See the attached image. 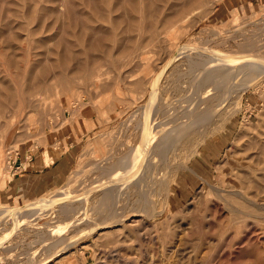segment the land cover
Segmentation results:
<instances>
[{
  "label": "rangeland",
  "instance_id": "374dc122",
  "mask_svg": "<svg viewBox=\"0 0 264 264\" xmlns=\"http://www.w3.org/2000/svg\"><path fill=\"white\" fill-rule=\"evenodd\" d=\"M180 45L264 54V0H0V187L19 151L63 152L75 117L98 124L64 179L0 208V264H264V201L218 197L261 161L264 72L221 82ZM149 106L162 146L136 175Z\"/></svg>",
  "mask_w": 264,
  "mask_h": 264
},
{
  "label": "bare ground",
  "instance_id": "6f19581e",
  "mask_svg": "<svg viewBox=\"0 0 264 264\" xmlns=\"http://www.w3.org/2000/svg\"><path fill=\"white\" fill-rule=\"evenodd\" d=\"M194 1V0H193ZM191 2V1H190ZM124 13H126V12H124ZM142 27V26H141ZM122 32V31H121ZM128 50V49H127ZM188 50H193V51H197V53L201 56V59L200 60H202L201 62H203V65H204V68L205 69H207V70H210L212 73L214 72V74H212V75H217L216 77L218 78L219 77V79H221L220 81L221 82H227L232 76H233V74L238 70L239 72H243L244 73V75H246V76H251V75H253V74H256L257 73V70H261V72L263 71L264 72V63L262 64V65H260V66H258V67H253L254 65H253V61H252V59H258V61L259 60H262V61H264V54L262 53V54H257V53H252V54H250V56L249 57H247V55H242V56H240V57H230V56H222V54H220V53H218V52H216L215 50H213L212 48H202V49H195V48H186V47H184V46H182V45H180L179 47H178V50H177V55H180V54H182V53H186L187 52V54H190V53H192V52H190V51H188ZM195 53V52H194ZM207 53V54H206ZM244 54H245V52H243ZM242 53V54H243ZM235 54V53H234ZM232 55V54H231ZM206 56H207V58H206ZM193 58V57H192ZM213 59V60H212ZM200 64V63H199ZM201 65H202V63H201ZM200 66V65H199ZM238 68V69H237ZM206 70V71H207ZM210 71H208V72H210ZM51 74V73H50ZM210 74V73H209ZM208 74V75H209ZM58 75V74H57ZM211 75V74H210ZM236 75H237V73H236ZM236 75H235V77H236ZM214 77V76H213ZM35 80V79H34ZM46 80V79H45ZM41 81V80H40ZM219 81V82H220ZM41 83V82H40ZM33 87V86H32ZM157 97H158V95H157ZM157 97H155V99H157ZM155 102L157 103V101L155 100ZM155 102H154V104H155ZM157 106V105H156ZM154 107V106H153ZM150 110H152V106H149V107H147V114H146V122H144L143 123V129H144V132H147V136L145 137V140H144V142L143 143H140L139 144V146L137 147V149L135 150V154H134V156H133V159H131V160H133V161H131V163L132 164H134V166H135V168L136 169H134V170H136V175H137V171H138V167H141V166H139L140 165V163L142 164V162H141V160H142V158H144V157H146V156H148V158H149V156L151 157V149H153V147L154 148H157V149H159L160 148V146H162V143L160 142V143H158L157 145H153V147H149V145H151V144H154V138H158V139H162L163 137H156L155 136V133H157L156 132V126H154V120L156 119V118H152L153 119V124H152V126L154 127L153 128V131H152V129L150 130V128H148V117L150 116L149 115V111ZM151 118V117H150ZM197 118V117H196ZM189 120V119H188ZM181 121V120H180ZM176 124V123H175ZM177 125V124H176ZM186 125V124H185ZM151 126V125H150ZM180 126V125H179ZM162 127V126H161ZM159 130H160V128H159ZM157 131H158V127H157ZM162 134V133H161ZM171 135V134H170ZM160 136V135H159ZM263 136H264V133H263ZM166 137V136H165ZM164 137V138H165ZM168 137H170V136H168ZM168 137H166V139H163V140H165L164 142H166V144H167V142H168ZM264 138V137H263ZM171 140V139H170ZM151 141V144H149V142ZM160 140H158V142H159ZM165 144V143H164ZM163 144V145H164ZM260 147L262 148V153H261V155H259V154H256V156H255V158H254V160H259V158L261 159V161L260 162H257L256 164H245V165H242L241 163L243 162L242 160L239 162L240 163V167L241 168H239V169H236V171L234 172V175H235V177L236 178H238V180H239V182H240V184H241V186H240V188H236L237 190H235V189H230V190H228L227 191V193H226V195H222V194H218L217 196L218 197H220V199H224V201H226V203L227 204H230L231 202H238L239 201V199H243V198H245L246 196H247V194H246V192H244L245 191V188L247 187V186H249V187H254L255 188V190L254 191H252V192H250V195L248 194V196H247V200L249 201V202H247V203H250V204H252L254 207H255V205H259V204H261L262 205V202L264 201V141L260 144ZM153 151V150H152ZM153 153V152H152ZM61 155V151L60 150H51V149H45L43 152H42V158L44 159V162L46 163V164H48V163H50V162H52L55 158L57 159V157L58 156H60ZM155 157V156H154ZM147 159V158H146ZM145 159V160H146ZM150 159V158H149ZM144 159H143V161H145ZM129 161L126 163V166H125V170H124V173H125V171H130L129 170V166L131 165L132 166V164H131ZM133 167V166H132ZM131 169V168H130ZM134 170L132 169V171H130V173L131 172H133V174H134ZM142 172H143V170H142ZM141 172V173H142ZM128 173V172H127ZM140 174V173H139ZM119 175V174H118ZM131 175H132V173H131ZM135 175V174H134ZM126 176V175H125ZM117 177V176H116ZM116 177H114V178H112V179H110V180H107V181H105V182H112V181H114V179L116 178ZM129 177H131V176H129ZM132 177H133V175H132ZM135 177H137V176H135ZM135 179V178H134ZM127 180V179H126ZM129 180V179H128ZM131 180V179H130ZM132 180H133V178H132ZM105 182H103V183H105ZM124 182V178H123V180H122V183ZM116 185V184H115ZM114 185V186H115ZM118 185V184H117ZM116 185V186H117ZM119 185H121L120 183H119ZM114 186H113V188L111 189V192L109 193V197H108V199H106V198H104V199H102V202L103 203H106L107 204V206H108V204H109V206H110V204H111V202L115 199V196L114 195H112V191L114 190ZM229 188V187H228ZM253 188V189H254ZM115 192V191H114ZM221 192V191H220ZM217 194V193H216ZM43 199H45V198H42L41 200H43ZM246 199V198H245ZM41 200H39V201H41ZM58 201V200H57ZM57 201H54V202H52V204H54V203H56ZM114 203H116L115 201H114ZM113 203V204H114ZM245 203H246V201H245ZM246 203V204H247ZM99 204H100V202H99ZM250 204H248V206L250 205ZM26 204H24V205H22V206H20V208H22L23 206H25ZM234 205V204H233ZM245 205V204H244ZM97 206V205H96ZM111 206H114V205H111ZM229 206V205H228ZM237 206V205H236ZM241 206V205H240ZM251 206V205H250ZM115 207V206H114ZM234 207V206H233ZM106 208H109V207H106ZM112 208V207H111ZM264 208V207H263ZM235 209H236V207H235ZM105 210V209H104ZM109 210V209H108ZM112 211H113V209H111ZM228 210V209H227ZM229 210H231L230 208H229ZM244 210L245 209H241V208H238L237 209V211L236 212H238V213H245L244 212ZM264 210V209H263ZM91 211V210H90ZM112 211H111V213H112ZM233 211V210H232ZM99 212V211H98ZM115 212H117V211H115ZM235 212V211H234ZM248 212V211H247ZM101 213V212H100ZM106 213H108V212H106ZM119 213V212H118ZM235 214V213H234ZM247 214H250L249 212L247 213ZM246 214V215H247ZM252 214V213H251ZM96 215V214H95ZM115 215V214H114ZM94 216V215H93ZM111 216V215H110ZM116 216V215H115ZM1 217H4V216H0V218ZM109 217V216H108ZM112 217V216H111ZM241 217H243V216H241ZM86 218V217H85ZM90 218V217H89ZM103 218H105L104 216H103ZM247 218V217H246ZM84 219V218H83ZM82 219V220H83ZM88 219V218H87ZM108 219V218H107ZM104 220V219H103ZM109 220V219H108ZM84 221V220H83ZM86 221V220H85ZM105 221V220H104ZM118 221V220H117ZM107 221H105V222H103V223H100V224H98L99 226H101L102 228H105V227H107V226H109L110 224H112V223H110L109 225H108V223H106ZM112 222H114V221H112ZM92 223V222H91ZM65 226V225H64ZM72 238V237H71ZM70 238V239H71ZM65 242V241H64ZM65 246V245H64ZM43 259H44V257H43ZM37 262V261H36ZM41 262V261H40ZM33 264H36V263H33Z\"/></svg>",
  "mask_w": 264,
  "mask_h": 264
},
{
  "label": "crops",
  "instance_id": "0c3cea01",
  "mask_svg": "<svg viewBox=\"0 0 264 264\" xmlns=\"http://www.w3.org/2000/svg\"><path fill=\"white\" fill-rule=\"evenodd\" d=\"M97 126L94 121L91 126L84 116L75 117L70 122L67 147L57 159L48 164L44 163L42 157L38 158L32 149L16 153L11 177L3 187H0V204L13 205H1L0 208L18 207V204L38 196L64 179L75 164V157L83 145L94 137L93 130Z\"/></svg>",
  "mask_w": 264,
  "mask_h": 264
},
{
  "label": "water",
  "instance_id": "95a60500",
  "mask_svg": "<svg viewBox=\"0 0 264 264\" xmlns=\"http://www.w3.org/2000/svg\"><path fill=\"white\" fill-rule=\"evenodd\" d=\"M243 54H234V56L236 57H240ZM175 57V53H173L169 59V61L167 62V64H165V66L163 65L159 71L155 74L154 78H153V86L154 88L158 87V83L162 77V75L164 74V72L166 71V69L170 66V64L172 63L173 59ZM146 122V113L144 112V117H143V123Z\"/></svg>",
  "mask_w": 264,
  "mask_h": 264
},
{
  "label": "built area",
  "instance_id": "2783aa9c",
  "mask_svg": "<svg viewBox=\"0 0 264 264\" xmlns=\"http://www.w3.org/2000/svg\"><path fill=\"white\" fill-rule=\"evenodd\" d=\"M14 162H15V161L13 160L12 163L14 164Z\"/></svg>",
  "mask_w": 264,
  "mask_h": 264
}]
</instances>
